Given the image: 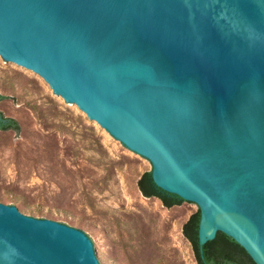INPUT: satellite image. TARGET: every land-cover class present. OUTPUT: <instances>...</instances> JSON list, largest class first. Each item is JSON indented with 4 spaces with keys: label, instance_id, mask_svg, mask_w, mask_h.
<instances>
[{
    "label": "water",
    "instance_id": "water-1",
    "mask_svg": "<svg viewBox=\"0 0 264 264\" xmlns=\"http://www.w3.org/2000/svg\"><path fill=\"white\" fill-rule=\"evenodd\" d=\"M0 53L197 203L201 243L222 230L264 264V0H0ZM43 212L0 201V264H125Z\"/></svg>",
    "mask_w": 264,
    "mask_h": 264
},
{
    "label": "rangeland",
    "instance_id": "rangeland-1",
    "mask_svg": "<svg viewBox=\"0 0 264 264\" xmlns=\"http://www.w3.org/2000/svg\"><path fill=\"white\" fill-rule=\"evenodd\" d=\"M0 110L20 130L0 129V201L89 228L100 251L125 264H198L183 225L195 202L167 206L139 187L152 169L39 72L0 53Z\"/></svg>",
    "mask_w": 264,
    "mask_h": 264
},
{
    "label": "trees",
    "instance_id": "trees-1",
    "mask_svg": "<svg viewBox=\"0 0 264 264\" xmlns=\"http://www.w3.org/2000/svg\"><path fill=\"white\" fill-rule=\"evenodd\" d=\"M0 93V100L6 98ZM21 128L19 121L0 110V129ZM139 187L147 196H158L167 206L181 204L184 199L176 193L160 187L154 180L152 169L141 175ZM200 208L193 212L183 225L185 236L191 241L198 264H258L249 251L233 236L219 230L216 236L201 243L200 240Z\"/></svg>",
    "mask_w": 264,
    "mask_h": 264
},
{
    "label": "bare ground",
    "instance_id": "bare-ground-1",
    "mask_svg": "<svg viewBox=\"0 0 264 264\" xmlns=\"http://www.w3.org/2000/svg\"><path fill=\"white\" fill-rule=\"evenodd\" d=\"M216 220L220 224L228 225V226L232 227V229H234V230H235V227L246 226L245 222L243 220V217H241V216L220 214ZM249 230H250L251 233L253 231H256V229H255V227L253 225L249 228ZM213 231H214V226L212 225L211 229L209 230V234L208 235H212ZM202 234H203V236L207 235L206 223L203 226Z\"/></svg>",
    "mask_w": 264,
    "mask_h": 264
}]
</instances>
